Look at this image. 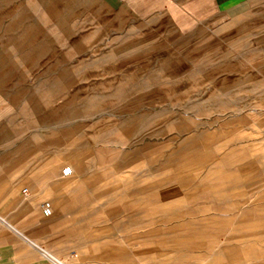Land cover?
<instances>
[{
  "label": "rangeland",
  "instance_id": "obj_1",
  "mask_svg": "<svg viewBox=\"0 0 264 264\" xmlns=\"http://www.w3.org/2000/svg\"><path fill=\"white\" fill-rule=\"evenodd\" d=\"M43 1L0 10V31H28L20 64L52 65L41 145L75 170L44 221L70 264H264V7L172 26Z\"/></svg>",
  "mask_w": 264,
  "mask_h": 264
},
{
  "label": "crops",
  "instance_id": "obj_2",
  "mask_svg": "<svg viewBox=\"0 0 264 264\" xmlns=\"http://www.w3.org/2000/svg\"><path fill=\"white\" fill-rule=\"evenodd\" d=\"M100 1L108 11L121 12L127 18L162 13L172 26L219 17L242 19L247 13L253 15L264 7V0ZM41 2L44 1L0 0V10L45 7ZM10 23L29 26L26 18L24 21L13 17ZM27 32L26 29H13L10 34L0 31V264H50L44 255L62 261L55 255L66 252L70 255L64 263L70 264L71 258L76 257L70 249L72 245L55 242V227L44 221L50 216L45 217L41 211L48 204L47 199L55 202L60 197L65 184L60 179L61 171L67 167L59 172L56 145L44 151L41 145L42 136L56 131L55 120L45 126L41 124L39 112L40 104L47 106L51 102L53 73L50 62L37 66L20 64L17 60L20 50L24 57L30 58V49L34 47L23 40ZM36 47L45 62L49 56L48 43L39 41ZM39 89L45 99L41 102L37 96ZM71 176L62 179L67 181ZM23 189L26 195L22 194Z\"/></svg>",
  "mask_w": 264,
  "mask_h": 264
},
{
  "label": "built area",
  "instance_id": "obj_3",
  "mask_svg": "<svg viewBox=\"0 0 264 264\" xmlns=\"http://www.w3.org/2000/svg\"><path fill=\"white\" fill-rule=\"evenodd\" d=\"M71 175H72V169L68 166H67V168H64L61 171V177L67 178ZM22 194L26 195V189L22 190ZM41 211L43 212V215L45 217H49L52 213V211L50 210V206L48 204H44ZM43 257H45L47 260H49L50 264H64L63 261H61L59 259H55V258L49 259V258H47L46 255H44Z\"/></svg>",
  "mask_w": 264,
  "mask_h": 264
},
{
  "label": "bare ground",
  "instance_id": "obj_4",
  "mask_svg": "<svg viewBox=\"0 0 264 264\" xmlns=\"http://www.w3.org/2000/svg\"><path fill=\"white\" fill-rule=\"evenodd\" d=\"M75 170V167L73 166L72 170ZM73 170V172H74ZM73 176V175H72ZM51 210V209H50ZM52 211V210H51ZM52 214V213H51ZM51 216V215H50ZM150 233V232H149ZM202 239V238H201ZM201 242V240H199ZM198 243V242H197ZM202 243V242H201ZM221 251V250H220ZM224 254V253H223ZM230 261L234 260L233 258H229ZM116 260L120 261V264H137L136 261L134 260H123L121 258H116ZM220 260H223V258L221 257V255H219V253L216 256H213L212 258H210V260L207 262L208 264H217L219 263Z\"/></svg>",
  "mask_w": 264,
  "mask_h": 264
}]
</instances>
